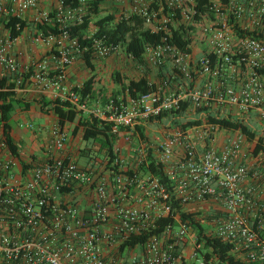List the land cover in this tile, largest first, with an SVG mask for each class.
<instances>
[{"label": "built area", "instance_id": "obj_1", "mask_svg": "<svg viewBox=\"0 0 264 264\" xmlns=\"http://www.w3.org/2000/svg\"><path fill=\"white\" fill-rule=\"evenodd\" d=\"M77 1L75 7H66L56 0L52 9L41 10L40 0H0V22L23 20L32 12L35 25H58V34L38 32L34 39L52 47L57 74L51 78L47 64L39 62L31 80L60 87L69 67L88 51L71 31L84 23L95 0ZM104 3L118 9L119 20L138 18L143 30L160 35L158 45L146 48V63L152 68L170 65L186 83L176 93L159 90L126 107L111 102L89 112L115 123L114 133L120 132L119 126L128 128L122 132L129 135L128 141L141 120L178 109L185 101L194 109L252 110L264 119V0ZM176 32L190 40V53L174 43ZM13 41L0 36V66L17 77L19 87L29 69L19 68L10 52ZM92 48L97 59H105L123 45L94 39ZM198 80L204 85L197 87ZM64 99L86 111L72 91ZM1 117L0 112V264H218L200 231L174 214L172 194L157 178L143 181L139 175L125 174L120 158L114 163L120 164L116 171L52 154L41 163H20L11 153ZM50 136L47 151H62L68 140L65 131L56 127ZM253 147L240 131L204 126L173 133L158 145V157L168 165L183 212L198 214L202 237L232 245L230 253L243 264H264V155L254 156ZM138 151L144 154L136 147ZM145 157L140 155V160ZM77 193L83 196L80 203L74 198ZM199 205L216 206L207 207L209 220L204 210H195ZM169 216L175 225L153 233L158 220ZM144 234L148 237L143 245L120 251Z\"/></svg>", "mask_w": 264, "mask_h": 264}, {"label": "trees", "instance_id": "obj_2", "mask_svg": "<svg viewBox=\"0 0 264 264\" xmlns=\"http://www.w3.org/2000/svg\"><path fill=\"white\" fill-rule=\"evenodd\" d=\"M66 7H75L78 4L77 0H63ZM104 0H95L93 7L89 10L88 15L85 17L84 23L75 27L71 31V36L78 39L82 47H87L86 51L78 60L84 63L86 68L90 70L91 76L83 82L79 87L72 88V92L79 97L81 105L87 106L90 100L95 101V83L96 73L94 61L96 56L92 48L94 39H102L107 44L123 45V50L126 58L132 60L136 65L145 67L141 77H124L123 73L115 70L112 74V80L119 88L117 93L113 94L111 101L105 96L103 99V108L111 102L117 108L128 106L130 101H137L142 96L154 93L156 91L166 92L168 85L179 87L180 83L175 84L170 82L168 77L171 76V71L163 67L158 69V83L154 84L149 80L150 68L147 65L144 54L147 47L156 46L161 41V36L152 34L145 31L141 27V21L138 18H133L130 21L119 20L118 9L114 6L103 7ZM107 8L108 14L101 15V9ZM28 27V23L16 17L10 18L5 23V29L9 33L11 40L19 38L23 31ZM95 29L92 38H88L91 28ZM36 32H43L48 35L49 33L58 34V25L47 23H39L35 27ZM241 34V32L238 31ZM244 35V34H242ZM174 43L179 48L190 53L187 48L190 40L183 38L180 32L175 33ZM33 74V69L30 68L25 79L17 87L16 78L13 76H5L0 79V112L2 129L6 140L9 144L11 153L18 156L17 146L14 144L11 133V120L17 110L29 111L33 105H38L43 114L52 113L57 117L59 126H64L66 123H77V128L74 129L73 135L77 136L82 133V139L87 143V147L98 144L101 149L105 151L107 164L106 167L110 170H117L119 165H114L115 161L121 156L117 149V142L119 141L120 134L124 132L126 127L119 126L120 132L114 133L113 128L115 123L105 121L93 115L92 113L79 110L72 102L66 99L57 98L49 100L45 96L39 95L37 98L29 99L26 95H18L17 88L25 89L28 86V80ZM51 75V74H50ZM53 76V75H51ZM14 80V81H13ZM191 86V85H190ZM172 87V86H171ZM192 105L190 101L181 103L178 109L165 111L158 116H151L145 120V124H172L176 129L186 132L189 129H196L204 126H210L217 129L240 131L247 139L254 144L253 155H264V132L259 133L257 128L247 119H240L231 115H226L221 109L211 107H200L195 109V116L189 117ZM135 131L139 134L145 142H147L146 129L143 126H137ZM89 149V148H88ZM140 159V158H139ZM168 165L159 160L158 154L155 150L147 145V154L144 160L136 161L133 167H129L125 174L129 176L139 175L143 173L144 176H152L159 180L167 190L172 194L171 206L174 214L180 213L182 221L189 220L191 225L200 231V237L204 238L205 246L212 250V253L217 257L218 264H243L232 255V245L222 242L218 239H211L202 237L204 226L199 220L195 218L198 214H186L183 212V207L180 201L174 196L175 184L170 180L167 173ZM204 219L209 220L210 215H205ZM169 224L175 225L173 216L161 218L158 220L156 229L153 230L155 234H161L165 227ZM147 234L135 236L121 246L120 251L126 247L132 248L143 245L146 242Z\"/></svg>", "mask_w": 264, "mask_h": 264}, {"label": "crops", "instance_id": "obj_3", "mask_svg": "<svg viewBox=\"0 0 264 264\" xmlns=\"http://www.w3.org/2000/svg\"><path fill=\"white\" fill-rule=\"evenodd\" d=\"M55 1L56 0H40L41 10L49 9V8L52 9L55 6ZM34 20H35V15L32 12L28 13L24 17L23 21H26L28 23V27L23 31L22 35L19 38H17L12 42V47L10 52L17 58L19 68L21 70H27L26 72H28V69L30 71L31 68L33 69V74H34L36 71L35 64L39 62H45L49 67L50 74L53 75V76L50 75V77L54 78L57 73L54 70V62L52 60V52H51L52 47L44 44H37L34 42L37 33L35 30L36 25L34 23ZM0 36L2 37L9 36L8 31L5 29L4 20H1L0 22ZM198 55L199 54H194V56H198ZM82 63L83 62H81L80 60H77L76 63H74L71 67H69L67 72V77L60 87H55L53 85L45 86L44 84L37 82L35 80H31L29 78L28 86L25 89L17 88L16 92L18 93V95H26L27 97H29V99L37 98L39 95L41 96L43 95L49 100H54L57 98L64 99L67 95V92L71 91L72 88L79 87L83 84V82L77 83L78 80L76 79V77L79 76L78 70ZM94 65L96 70L95 73L97 75L96 83H95V96H96L95 100H97L99 98L102 99L103 97V95H101V90L100 89L97 90L96 87L97 85H99V81H100V76H98L99 74L98 72H100V70L103 69L102 67L103 64L100 61L97 62L94 61ZM148 66L149 68H152L150 65ZM165 68L171 71V76L168 77L169 81L170 82L176 81L174 82L175 84L180 83V85H182V80L178 79L174 75V71L170 67V65L164 66L163 70H165ZM152 69L153 71L149 75V80L152 83L157 84L159 80L157 78L159 72L155 68ZM84 74L86 75L85 80H87L91 76L89 72H85ZM5 76L10 77L11 75L5 74V72H3L0 66V79H2ZM13 77L16 76L13 75ZM195 85L197 87L204 85V80L196 81ZM90 101L93 102L92 100ZM90 111L92 110L86 108L85 112H90ZM25 118L27 119L38 118L40 122L35 123L31 121L28 122L26 120L24 123L21 122L22 119ZM12 122H14L15 125H12ZM138 125L144 127L146 125L145 120H141ZM11 127H12L11 136L14 144L17 146L18 149V156H16V159H18L20 163L23 164H27L31 161L38 163L44 162L52 154L55 157L74 159L81 165H88L94 163V159L92 158L93 153L101 149L100 145L98 144L92 145V147H87V143L84 142L82 139V133H79L77 136L73 135L74 129L77 128V123H73V124L66 123L64 126H59L57 117L54 116L52 113L43 114L40 111L38 105H33L29 111L17 110V112H15L12 117ZM56 127H59L60 129H63L65 131L68 140L62 151H53L52 153H49L47 151V148L51 142L50 133L51 130ZM123 140L126 139L123 138ZM119 142H122V140L120 139L117 142V146H119L118 145ZM121 148H122L121 152L124 153L125 157L133 158L132 156H134V154H131L127 150V147L122 145ZM96 160H99V158H97ZM145 178H147V176H145ZM74 198L79 203L83 200V196L79 193H77L74 196Z\"/></svg>", "mask_w": 264, "mask_h": 264}, {"label": "rangeland", "instance_id": "obj_4", "mask_svg": "<svg viewBox=\"0 0 264 264\" xmlns=\"http://www.w3.org/2000/svg\"><path fill=\"white\" fill-rule=\"evenodd\" d=\"M111 6V4L108 3H104L103 7H109ZM101 15H107L108 14V9L105 8L101 9ZM95 31V29L92 27L90 33H93ZM100 61L102 62V67L103 69L100 70V72H98V76H100V81H99V85H97V90L100 89L101 90V95H103V97H107L110 101H111V97L113 96V94L117 93V91H119V88L115 85V83L112 80V74L115 70H118L120 72L123 73L124 77H129V78H134V77H140L142 76L143 72H144V68L143 66H139L136 65L132 60L126 58L125 54H124V50H121L120 52L105 58V59H96L95 62ZM76 63V62H75ZM156 70H158L159 68H155ZM152 73L153 69L150 68ZM155 70V71H156ZM85 72H90V70H88L84 63H82L79 67L78 73L79 76L76 77V79L78 80L77 83H82L85 81L86 75L84 74ZM157 72V71H156ZM81 73V74H80ZM158 78V76H157ZM184 84V85H183ZM168 85V86H167ZM166 86L168 87L166 90V93H176L179 91V87H173V85H169V83H166ZM172 86V87H171ZM181 86V85H180ZM182 86H186V83H182ZM103 99V98H102ZM102 99H97L93 102L89 101L88 105L86 106L87 109H91V110H95V109H103V100ZM226 115H231L233 117L236 118H240V119H247L248 121H250L259 131L260 134H262L264 132V119H262L257 113H255L254 111H248V112H243L237 108H233V109H226L225 111L222 110ZM195 112L196 110L193 108L191 109V111L189 112V117H194L195 116ZM26 121H31V122H35V123H39L40 120L38 118L36 119H30V118H25L22 119L21 122H25ZM12 125H15L14 122H12ZM139 126V125H137ZM135 126L132 129H136ZM144 128L146 129V136H147V142H145L142 138H140L139 134L136 132L135 135H133L132 137L130 136V139L127 140H123L126 139L127 137H129V135H125L124 133H121L122 135H120L119 140L121 139L122 142H119V146H117L119 155L121 156V160H123V167L125 170H127L129 167H133L136 163V161H139L140 159V155L145 156L147 154V145L151 146L156 154L158 153V145L160 143H162L163 141L167 140L169 137L172 136L173 133H175L176 131H179L180 129H176L175 127H173L172 124H167V125H162V124H155V123H147ZM206 129V128H203ZM221 133L218 134V142H220L222 140V135L220 136ZM122 145L127 147V150L131 153L134 154V156H132L133 158H129V157H125L124 153H122ZM97 146V145H96ZM98 147V146H97ZM132 147V148H131ZM139 147V149H141L144 154H140V152H134L133 150ZM132 149V150H131ZM93 151V150H92ZM92 155V154H91ZM142 157V156H141ZM92 158L94 159V163L98 164L99 166L101 165H106L107 163V158H106V153L104 150L99 149L98 151H95L92 155ZM97 158H99V160H96ZM262 162H264V157H262ZM139 178L141 180H145V176L143 175V173L139 174ZM216 207L214 205H199L197 207H195V210H204L202 211L204 213V216L206 215L205 212H207L208 208L207 207ZM206 208V209H204Z\"/></svg>", "mask_w": 264, "mask_h": 264}]
</instances>
